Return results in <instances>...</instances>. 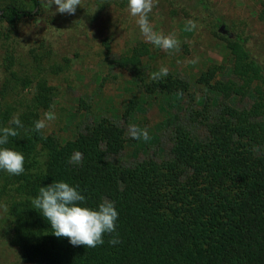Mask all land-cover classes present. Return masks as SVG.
I'll return each instance as SVG.
<instances>
[{"label": "trees", "instance_id": "1", "mask_svg": "<svg viewBox=\"0 0 264 264\" xmlns=\"http://www.w3.org/2000/svg\"><path fill=\"white\" fill-rule=\"evenodd\" d=\"M27 1L35 8L47 3ZM258 1L256 17L264 22V0ZM162 2L171 15L194 20L198 29L224 42L221 64L207 63L190 83L170 72L152 81L150 73L159 69L150 66L152 53L142 41L110 62L132 72L124 81L128 97L118 116L136 121L154 108L160 115L154 129L170 131L164 159L113 161L128 140L122 126L97 112L71 138L25 130L10 138L6 146L24 154L25 171L14 176L0 170V204L8 207V243L20 263L264 264V57L248 45L241 22L226 16L225 2ZM52 6L43 23L54 31L65 16L70 26L69 21L76 25L85 17L91 23L111 8L128 9L127 0H82L74 15L63 16ZM33 11L0 0V44L9 39L4 25L8 31L21 21L34 22L38 12ZM199 12L204 18L195 16ZM220 26L228 33L219 32ZM37 38L27 49L3 50L0 126L19 113L25 129H32L57 95L49 84L56 61L48 63L56 54L44 34ZM244 99L247 106L237 107ZM184 100L186 125L176 116ZM75 151L83 154L76 165L69 163ZM54 181L78 185L88 207L95 209L104 198L114 201L120 243L110 244L112 234H105L102 245L87 248L53 235L31 199Z\"/></svg>", "mask_w": 264, "mask_h": 264}, {"label": "rangeland", "instance_id": "2", "mask_svg": "<svg viewBox=\"0 0 264 264\" xmlns=\"http://www.w3.org/2000/svg\"><path fill=\"white\" fill-rule=\"evenodd\" d=\"M212 1L227 4L226 12L230 15L226 14V16L230 21L241 22L240 28L244 30L251 43L248 45L251 48H254L253 45L257 46L258 53L264 57V22L256 17L259 1ZM14 2L23 10H34L33 12L38 14L34 22L30 19L21 21L14 30L7 31L5 28L7 26L4 25L3 33L8 34L9 39L3 40L0 44V58L3 50L9 46L14 47L15 51L27 49L29 42L39 39L37 37H41L42 34L45 35V42L51 43L56 54L53 58L49 56L48 61L49 64L53 59L56 61L54 67L57 73H54L49 84L56 88L57 95L52 99L48 109L55 111L56 119L49 122L43 133L58 139L71 138L74 129L80 130L97 112L122 126L124 137L128 140L113 161L130 165L141 159L166 158L170 131L165 128L154 129V124L160 116L156 115L154 108L140 114L136 121L124 122L118 116L123 100L128 97V94L123 92L124 81L128 80L132 72L115 67L110 62L142 41L152 53L149 59L152 68L164 67L171 74L190 83L194 75L207 63L221 64L225 52L224 42L197 27L193 31H186L188 20L179 14L171 15L162 0H158L148 19L154 31L165 35L172 33L176 36L180 42L177 51L167 52L146 42L136 24V18L130 15L128 9L111 8L100 13L91 23L89 18L85 17L80 24L73 25V22L69 21L70 26L65 19L66 14H62L65 17L63 21L58 22L60 25L55 23L57 29L54 31V28L51 29L43 23L44 16H52L53 6L49 8L46 3L44 7L35 8L27 0H14ZM42 4L43 0H40V5ZM195 16L204 18L205 15L199 12ZM26 68L21 66L23 71ZM248 101V99L238 101L236 106H247ZM84 104L90 105V108L84 110ZM181 108L182 111L176 116L180 123L185 124L188 108L185 100L181 103ZM131 125L147 127L150 139L145 141L141 137L140 144L131 143V139H134L129 132ZM7 222L4 211L0 209V264H23L17 259L16 249L8 243L10 231Z\"/></svg>", "mask_w": 264, "mask_h": 264}, {"label": "clouds", "instance_id": "3", "mask_svg": "<svg viewBox=\"0 0 264 264\" xmlns=\"http://www.w3.org/2000/svg\"><path fill=\"white\" fill-rule=\"evenodd\" d=\"M82 0H47L48 7L56 5V11L60 14L74 15L77 6H81ZM128 10L132 17L136 18L140 32L146 42L164 51H177L180 42L172 33L167 35L154 31L148 19L149 13L158 4V0H127ZM197 23L188 20L185 30L193 31ZM91 34V33H90ZM168 75V70L161 67L158 71L150 73V80L159 81ZM56 119V113L50 110L43 113L42 118L34 121V127L25 129L20 119V114H13L7 125L0 126V170L10 175L18 176L24 171L25 156L14 148L7 147L10 138L18 137L21 130L42 132L49 126V122ZM130 135L134 139L147 141L150 139L148 129L131 125ZM83 154L75 151L69 159L70 164H80ZM86 197L81 194L78 185L73 186L65 181H54L47 186L39 188V194L31 199L33 209L50 224L51 232L56 237H66L73 246L83 245L87 248H95L104 243V235L112 234L109 243H120L119 234L116 231L118 212L115 202L104 198L94 209L85 203ZM0 209L8 211L6 204H0Z\"/></svg>", "mask_w": 264, "mask_h": 264}, {"label": "water", "instance_id": "4", "mask_svg": "<svg viewBox=\"0 0 264 264\" xmlns=\"http://www.w3.org/2000/svg\"><path fill=\"white\" fill-rule=\"evenodd\" d=\"M219 32H221L222 34H225L226 32L222 30V27L220 26L218 29ZM231 35H228V37H230Z\"/></svg>", "mask_w": 264, "mask_h": 264}]
</instances>
